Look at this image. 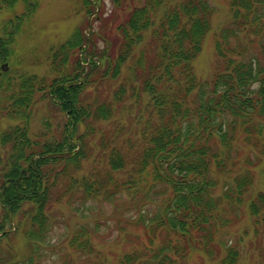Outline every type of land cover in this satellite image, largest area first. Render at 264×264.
Wrapping results in <instances>:
<instances>
[{
    "label": "trees",
    "instance_id": "obj_1",
    "mask_svg": "<svg viewBox=\"0 0 264 264\" xmlns=\"http://www.w3.org/2000/svg\"><path fill=\"white\" fill-rule=\"evenodd\" d=\"M19 1L21 14L0 23V264H38L41 248H61L52 237L63 204L81 221L66 237L73 258L104 264L94 244L95 203L113 204L124 193L136 211L142 207L133 225L146 242L119 264H191L198 250L240 264L247 234L224 254L215 241L245 205L264 155V0H229L210 81L194 63L212 30L211 0H111L128 9L117 40L76 28L48 52L53 77L14 67L16 38L39 5L0 0V12ZM44 98L57 109L33 133ZM3 118L11 123L2 127ZM242 145L258 156L243 154ZM248 212L251 247L264 234V190ZM19 237L27 252L18 250ZM256 259L264 264V246ZM63 264L72 262L65 256Z\"/></svg>",
    "mask_w": 264,
    "mask_h": 264
},
{
    "label": "rangeland",
    "instance_id": "obj_2",
    "mask_svg": "<svg viewBox=\"0 0 264 264\" xmlns=\"http://www.w3.org/2000/svg\"><path fill=\"white\" fill-rule=\"evenodd\" d=\"M87 0H39V5L32 17L24 22L23 31L19 33L16 40V50L13 57L14 67L20 71L29 74H37L38 76L53 77L49 70L47 56L50 48L63 43L71 37L76 28H86L95 30L102 36H107L113 40H117L116 26L126 16L128 9H117L111 0H100L101 6L96 0H90L96 3L98 8L89 6ZM215 7V14L212 18V30L208 34L202 52L197 57L194 65L196 73L202 80L210 81L218 67V58L215 52V41L219 31L227 26L231 21L229 0H211ZM24 5L17 3L14 11L4 9L0 12V23L8 20L16 14H21ZM91 11V12H88ZM89 26H91L89 28ZM97 46L104 47L102 39L96 38ZM51 108L57 109L50 105L48 99L39 100L34 109L32 119V132L38 133L42 130L44 118L49 116L48 111ZM59 113L52 114V118H56ZM57 118H61L60 115ZM11 123L8 119L1 120L2 127ZM14 123V121H12ZM241 150L245 155L252 157L258 156V150L242 145ZM262 161L252 168L255 176V183L250 190L245 205L235 215L233 222L227 226L221 235L216 239L215 244L225 253V248L232 244H236L238 239L247 234L242 243L245 250V256L241 259L240 264H255L256 257L259 256L260 245L264 246V234H260L258 244L250 247L253 236V220L248 212V202L255 195L264 190V177L262 175V166L264 163V155ZM87 171V168L85 169ZM113 204L96 202L95 211L92 220L101 223L99 235L94 237L95 248L99 252V259L104 264H119L120 257L129 251L140 248L145 242L143 230L135 227L134 219L138 216L140 207L137 211L131 203V196L124 193L122 197ZM155 205L151 204L148 208L154 210ZM61 223L55 229L52 239L61 245L53 250L41 248L42 257L38 260V264H63V257L67 256L72 264L80 263L74 259V252L71 251L66 242V237L70 236L74 227L81 221L72 209L63 204L57 208ZM264 230V229H263ZM255 231V230H254ZM18 250L22 253L27 252L28 247L25 240L21 237L17 239ZM71 253V255L69 253ZM76 255V254H75ZM222 255L219 254V256ZM215 254L214 258H210L202 250L195 251L191 264H219L220 257ZM255 257V258H253ZM256 259V260H255ZM36 260V261H37Z\"/></svg>",
    "mask_w": 264,
    "mask_h": 264
},
{
    "label": "water",
    "instance_id": "obj_3",
    "mask_svg": "<svg viewBox=\"0 0 264 264\" xmlns=\"http://www.w3.org/2000/svg\"><path fill=\"white\" fill-rule=\"evenodd\" d=\"M3 70H7V65H4L3 66Z\"/></svg>",
    "mask_w": 264,
    "mask_h": 264
}]
</instances>
